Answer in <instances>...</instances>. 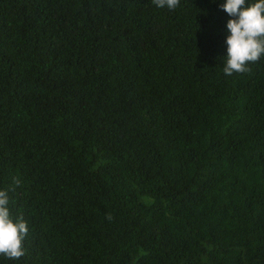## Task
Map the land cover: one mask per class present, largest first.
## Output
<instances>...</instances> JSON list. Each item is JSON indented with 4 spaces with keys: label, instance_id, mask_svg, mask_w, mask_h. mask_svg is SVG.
I'll use <instances>...</instances> for the list:
<instances>
[{
    "label": "trees",
    "instance_id": "obj_1",
    "mask_svg": "<svg viewBox=\"0 0 264 264\" xmlns=\"http://www.w3.org/2000/svg\"><path fill=\"white\" fill-rule=\"evenodd\" d=\"M224 2L0 0V190L28 229L0 264H264V56L223 73Z\"/></svg>",
    "mask_w": 264,
    "mask_h": 264
},
{
    "label": "clouds",
    "instance_id": "obj_2",
    "mask_svg": "<svg viewBox=\"0 0 264 264\" xmlns=\"http://www.w3.org/2000/svg\"><path fill=\"white\" fill-rule=\"evenodd\" d=\"M157 8L175 9L180 0H152ZM220 8L231 17L226 24L225 38L227 55L223 73L250 71L249 62L255 63L264 56V0H225ZM19 178L13 179L14 186L20 185ZM7 191L0 190V253L6 258L18 259L25 254L22 242L27 235V224L23 217L13 220L8 208ZM111 219V216L106 217Z\"/></svg>",
    "mask_w": 264,
    "mask_h": 264
}]
</instances>
